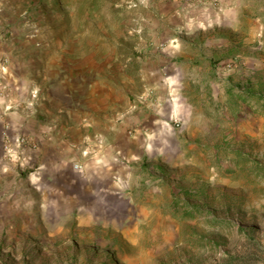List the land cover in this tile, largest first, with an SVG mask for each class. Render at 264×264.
I'll return each mask as SVG.
<instances>
[{"label": "rangeland", "instance_id": "rangeland-1", "mask_svg": "<svg viewBox=\"0 0 264 264\" xmlns=\"http://www.w3.org/2000/svg\"><path fill=\"white\" fill-rule=\"evenodd\" d=\"M85 1L104 15L84 32L99 44L105 36L108 51H88L90 65L110 62L107 37L116 32L122 47L132 41L134 54L147 56L142 34L157 3L217 13L189 37L197 52L177 60L187 73L167 91L171 102L146 91L149 112L173 104L175 135L146 157V201L47 197L32 186L34 167L6 153L0 264H264V0H108L124 9L118 23L114 9Z\"/></svg>", "mask_w": 264, "mask_h": 264}, {"label": "crops", "instance_id": "crops-1", "mask_svg": "<svg viewBox=\"0 0 264 264\" xmlns=\"http://www.w3.org/2000/svg\"><path fill=\"white\" fill-rule=\"evenodd\" d=\"M96 2L102 11L114 9L116 23L124 15L117 3ZM0 4V162L7 153L20 166H33L32 186L47 197L146 201V157L175 137L166 114L173 104L149 112L146 91L172 99L167 91L187 73L179 62L197 52L189 37L213 24L207 18L215 8L157 3L142 34L144 47L151 45L147 56H136L132 41L122 47L124 37L116 32L107 35L110 62L90 65L88 51L108 53L105 36L99 44L84 32L88 19L104 15L95 17L94 4Z\"/></svg>", "mask_w": 264, "mask_h": 264}, {"label": "built area", "instance_id": "built-area-1", "mask_svg": "<svg viewBox=\"0 0 264 264\" xmlns=\"http://www.w3.org/2000/svg\"><path fill=\"white\" fill-rule=\"evenodd\" d=\"M76 167L78 166V165H75Z\"/></svg>", "mask_w": 264, "mask_h": 264}]
</instances>
